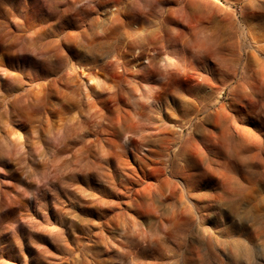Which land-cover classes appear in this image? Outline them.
Instances as JSON below:
<instances>
[{"label":"clouds","instance_id":"1","mask_svg":"<svg viewBox=\"0 0 264 264\" xmlns=\"http://www.w3.org/2000/svg\"><path fill=\"white\" fill-rule=\"evenodd\" d=\"M9 261L264 264V0H0Z\"/></svg>","mask_w":264,"mask_h":264},{"label":"rangeland","instance_id":"2","mask_svg":"<svg viewBox=\"0 0 264 264\" xmlns=\"http://www.w3.org/2000/svg\"><path fill=\"white\" fill-rule=\"evenodd\" d=\"M13 12H15V9H13ZM202 38H207V34L206 33H202ZM9 189H5V191H8ZM5 259H9V260H14L15 259V257H14V255L12 254V253H6L5 254V257H4ZM9 264H11V262L9 261Z\"/></svg>","mask_w":264,"mask_h":264}]
</instances>
